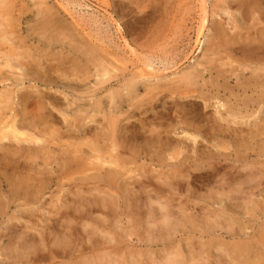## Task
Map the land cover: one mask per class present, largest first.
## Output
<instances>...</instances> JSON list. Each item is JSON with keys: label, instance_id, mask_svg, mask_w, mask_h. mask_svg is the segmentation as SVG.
<instances>
[{"label": "rangeland", "instance_id": "obj_1", "mask_svg": "<svg viewBox=\"0 0 264 264\" xmlns=\"http://www.w3.org/2000/svg\"><path fill=\"white\" fill-rule=\"evenodd\" d=\"M260 4V9H264V1ZM204 11L210 21L204 27L203 44L197 46ZM214 20L231 33L242 27L241 32L252 36L261 26L259 21H264L258 10L249 8L242 13L237 0H0V22L4 23L0 30L6 28L13 43L0 41V56L14 48L20 53H27L28 62L33 67L31 71H26L18 65L16 56L10 58L14 67H6L0 58V97L7 100L3 112L0 105V125L4 121L12 122L17 113L16 120L19 123L24 121L20 118L21 111H25L26 121H30L38 114L40 104L44 112L58 116V121L48 123L62 132L56 144L51 145L54 151L50 155L54 154L57 160L50 159L52 163L47 168L52 167L53 170L61 167L63 150L69 148L72 151L86 138L91 140L90 144L97 145H80L89 155L85 161L88 162L85 163L87 168L83 166L77 170L74 167L73 173L60 178L58 184L45 186L42 203L25 205L17 200L5 209L8 212L0 215V264H79L84 256L96 252L100 257L105 254L103 259L110 260L112 264L114 260H120V264H191L195 253L201 262L196 261V264H217L220 256H227L229 249L226 245L234 244V241L249 242L257 237L264 225V213L255 211L252 214V209L255 202H264V107H257V110L260 109L249 117H244L243 111L236 119L238 124L231 122L234 116L230 118L224 107L231 105L238 112L241 102L239 104L237 100L243 97L236 77L227 82L218 78L217 72H205V81L220 85V92L216 89L211 93L206 89L198 91L211 97V107L209 111L206 109V113L203 111L206 102L203 98H198V106L193 103L186 106L187 112L170 106L171 101L163 103L164 100H159L157 107L144 105L135 111L132 108L129 110L126 102L119 106L121 98H148L145 85H159L160 90L175 88L179 84L178 78L192 71L197 62L210 55L207 39L211 40L213 36L211 24ZM235 57V66L243 64L241 60L238 63V55ZM58 63H63L59 72L61 78L54 70ZM48 65H54L52 74H46ZM106 71L108 74H105ZM141 72H145L144 78H141ZM235 72L239 73L238 70ZM249 77L247 72L240 82ZM135 78L140 82L136 91L130 93L127 85ZM203 82L200 81L199 86ZM230 91L238 97H231ZM176 92H160L157 99L163 93L171 99L176 97ZM254 92L249 91V94L256 96ZM24 93L30 94L26 102L22 100ZM147 109L150 110L146 112ZM82 115L86 116L84 121L92 123L93 132L99 135L96 139L100 138V141L94 140V133L86 137L66 133L68 125ZM185 116L194 121L200 130L185 124ZM225 116L227 119L222 120ZM110 117L119 118L124 126L129 127L130 132L125 131L128 136L134 135L123 142L125 133L120 131L118 134L122 138L118 140V150L104 134ZM212 118H221V128L226 134H217L212 129ZM233 125L235 129L242 127V132L232 130L230 126ZM23 130L34 132L28 127ZM239 133L248 138L241 139L236 136ZM152 134H155L154 137ZM2 148L14 152L13 145ZM2 148L0 152L5 153ZM110 154L121 163V172L125 170L119 183L130 188L134 184L138 191L143 192L147 206L139 207L129 202L126 205L125 198L121 196L127 193L125 189L118 193L110 191L103 182L90 178L98 173L95 169L99 162L97 157L108 161L111 160ZM54 159L60 165L57 166ZM104 165L107 169L114 166ZM85 176L89 179L84 181ZM68 190L91 198L108 194L116 204L114 213L104 214L97 205L91 217L78 220V226L86 237L83 243L79 238L76 240L80 246L84 244L87 247L83 254L77 252L75 255L78 257L33 261L31 259L37 250L30 251L27 247L19 248L20 251L8 249V238L2 234L6 232L10 217H21L18 221L21 230L26 224L27 230L30 229L40 239L41 234L51 231L49 225L52 221L47 218L55 213V203L64 202L62 199ZM232 191L235 197L229 198L227 193L230 195ZM73 193L70 191L67 197L75 198ZM7 195L6 188L0 189V210L2 202L5 204L8 200ZM158 201L168 204L172 212L168 220L164 221L166 210ZM259 207L264 209V203ZM31 212L35 215L29 220ZM103 217L107 219L102 226L99 224ZM232 223L236 227L241 224L245 234L225 235V229ZM81 225H84L83 228ZM89 225L104 230L94 235L100 241L105 240L100 247L102 251L98 249L100 252L90 251L91 241L83 231L92 229ZM214 227L217 229H212ZM51 235L44 238L47 244L53 241ZM46 250L42 252L47 254ZM171 252L180 254L178 261L173 256L171 261L167 258Z\"/></svg>", "mask_w": 264, "mask_h": 264}, {"label": "bare ground", "instance_id": "obj_2", "mask_svg": "<svg viewBox=\"0 0 264 264\" xmlns=\"http://www.w3.org/2000/svg\"><path fill=\"white\" fill-rule=\"evenodd\" d=\"M261 1H264V0H237V3L242 13L246 12L249 8L252 9L253 11L258 10L260 14V18L264 19V9H260ZM202 2H204V0H202ZM202 15L203 17L201 18V28H200V31L198 32L197 43H196L197 46H199L202 43L201 39H202V36H204V27L206 26V23L210 21L206 12ZM259 24H261V26H258L256 28V34L252 36L248 32L247 33L241 32L240 30L243 29L242 27H239L238 29L233 30L234 32L231 33L232 31L229 32V29L225 28L224 26H222L221 23H218L214 20L211 24L213 28V31H212L213 36L211 40L207 39V42L210 44L208 46L210 55L206 56L202 61L197 62L196 65L193 67L192 71H190L183 77L178 78L177 82L179 84H177V86L175 85L176 86L175 88L167 87L165 89L160 90L159 85L154 86V87H148L147 85H145V91H146V95H148V98L141 99V100L138 99L139 101L135 100V98L128 97V99H124V100L121 98V102L119 106L122 105V103L126 102L127 105L129 106V110L130 108H132L133 111H135L137 108L140 110V108L144 105H150L152 108H154V106L159 100H162V101L164 100L163 103H169V101H171L172 104H170V106L174 105L175 107L177 108L179 107L181 110L184 111L185 107L189 106L191 103L198 106V104H200V102L198 101V98H203L204 101L206 100L205 106L203 107V111L206 113V111L207 110L209 111V108L211 107V103L209 102L211 97L208 96L207 94L202 93L201 91L200 92L198 91L199 90L203 91L204 89H206L207 91L211 93L216 89L217 92H220V89H219L220 85L215 84L213 81L204 80L206 76L205 72H208L210 74H212V72H217V77L222 78L223 80L227 82H229L234 77H236L237 83H238L237 87L239 90H242L243 97L237 100L239 104L241 102L240 107H238V112L231 105H226L227 107L226 106L224 107V110L226 108V110L229 112L230 118L232 117V115L234 116L233 121L231 122L233 123L237 122L236 124H238L239 122L236 119H238V114H242L243 111H245L244 117L245 116L249 117V116L254 115V113H256L260 108L263 109L264 107L263 106L264 105V21L260 20ZM2 25H4V23L0 22V26ZM0 41L3 43L4 42L12 43L10 34L6 32V28L4 27H3V30H0ZM2 54L4 55H1L0 58H2V62L4 66L6 67H10V68L14 67V65L11 62L12 59L10 58L13 56H16L15 60L17 61L18 65L26 69V71L27 70L31 71L33 69V67L30 66L32 63L28 62L29 55L25 52L20 53L13 48V50L10 49V51L8 52L6 51ZM236 55L239 56L237 60L238 63L241 60L243 64H246V65H243L241 63L238 67L235 66L234 63L236 62L235 61ZM252 64H254V66H252ZM147 66H149V64H147ZM52 68H54V65H48L46 69L47 70L46 74L51 73ZM62 69H63V63H58V66L54 68V70H56L58 74V77L60 78L61 76L59 75V72L62 71ZM153 70L155 69L153 68ZM236 70H238L239 73L235 72ZM247 72L250 74V77L245 79L243 83H241L240 79L246 76ZM105 74H108V72L106 71ZM140 76L141 78H144L145 72H141ZM52 78H50V80H52ZM202 80L204 81L202 83L203 85L199 86V82ZM139 82L140 81L136 78L131 80L130 83L127 85L128 91L130 93L133 91H136L137 85ZM167 90L173 93L177 91L176 97L172 96L171 99H169V95L163 93L157 99V96L159 95L160 92H165ZM232 91L229 92L231 93V97L232 95L235 96V94ZM249 91L251 92L255 91L256 96L250 95ZM194 93H198V95H195ZM235 97H238V95H236ZM29 98H30V94L28 93H24L22 95V100L25 102ZM115 102L117 103V97H115ZM6 104H7V100H5V98L0 97L1 109L4 106H6ZM151 107L150 109H152ZM257 107H260V108L257 110L256 109ZM150 109H147L146 112L149 111ZM3 110L4 109H2V112ZM43 110H44L43 105L40 104V109H39L38 114L34 115L30 121H26L27 115L25 111H21L20 118H23L24 121L19 123V121L16 120L15 116L18 115L17 113V115H14L12 117V122L4 121L0 125V141H1L0 148H2L5 145L14 146L13 153L9 151L10 147L9 149H6V148L1 149V151L5 153L0 152V189L6 188L8 191V195H7L8 200H6L5 204L4 202H2V206L4 210L3 208H1L0 215H3L5 212H8L5 209H7L10 206V203H15L17 200H21L22 203L25 205H28L33 202L42 203V200H41L42 190L44 189L45 186L51 183L58 184L60 182V178L68 177L70 176L69 174L73 173L74 167L77 170L80 167H83V166L86 167L85 163L87 164L88 162H85V161L86 159H88L89 155L88 153L86 154V151H85L86 149H83L82 146L80 145L86 144L88 147L89 145H91V147H97V145L90 144L91 140L86 138V141L81 143L79 146L77 147L75 146L74 149L71 148L72 151H70L69 148L67 150H63L64 160H62L63 163L60 168H56L54 170L52 167L50 169L47 168V165H49V163H52L50 162V159L55 158L57 160V157L54 154L50 155V153H53L54 151L51 145L56 144L55 142H57V140L62 136V132L59 128L54 127L53 124L52 125L48 124L49 121H51L52 123L55 121H58L59 120L58 116H56L52 112H44ZM185 112L187 111L185 110ZM185 117L186 118H184V121H183L185 122V124H188L190 126L193 125L196 129H199V127H196V125L194 124V121H189L187 116ZM242 117L243 116H241V118ZM85 118L86 116L84 115H82L80 118L76 117L75 121L68 125V129L66 133H68L71 136L85 135V137L88 134H91V133L93 134L94 132H93L92 123L88 121L87 122L84 121ZM212 119H214L212 123V126H213L212 129L217 131L216 132L217 134H223V133L226 134V132H224L221 128L223 126L222 121L220 120L221 118H212ZM226 119L227 117L222 118V120H226ZM107 121H108V124H107V128L104 134L108 138V140L111 139V142L114 144L112 146H114L115 150H118L117 143H118L119 138L120 137L122 138V136L121 135L119 136L118 134L120 131L125 133L123 134L125 135L124 136L125 138H123L122 140L123 142L125 139L130 140V137H133L134 135L129 134L128 136L127 133L130 132V129L127 125L124 126L122 124V121L119 120V118L110 117ZM70 125L72 127H70ZM25 127H28L30 129L32 128L34 132L32 133V132L23 130ZM230 128L238 132H242L243 130L242 127L237 128L238 130L235 129L234 125L230 126ZM126 130H127V133L125 132ZM227 130L230 131L229 127L227 128ZM93 135H94V140L96 139V136L97 137L99 136L97 132H96V135L95 133ZM137 135H139L138 132H137ZM152 135L154 137L155 134H152ZM191 136L193 135L191 134ZM236 136L240 137L241 139L248 138L247 135L244 136L241 133L236 134ZM250 137L252 136H249V138ZM13 138L14 140H12ZM195 138L193 137V139ZM96 140L100 141V138H97ZM13 141H15V144ZM122 141L120 142L122 143ZM71 146L73 147V145ZM108 152H109V149H108ZM109 153H108V156H109ZM100 158L101 156L97 157L99 162L96 163L97 166H95L96 167L95 169L98 170V173L95 176H92V177L90 176V178L96 181L103 182L105 185L104 184L102 185L106 186L107 189H109L110 191H114L118 193L119 190L122 191V188L125 189L127 193L121 196L125 198L126 205H128V202H129L132 204H136V206H139V207H142V205L147 206L145 204L147 202L144 201V198L142 195L143 192L141 190L138 191V189L136 188V186H134V184H133V187L130 188L128 186L126 187L124 185L122 186L119 183V180L122 177L124 178V171H125L124 170L123 172H121L123 168L120 165L121 163H119L116 160V158L114 159L113 155L109 157L111 160L108 159V161L106 159L101 160ZM55 159H54V162L57 164V166L60 165L58 162H56ZM105 163H108L110 166L112 165L114 166L112 169H107L104 165ZM42 165H44L45 168H41ZM119 167H121V169H118ZM251 177L252 179H254V176H251ZM88 179H89V176H85L83 178L84 181ZM70 191L73 193L72 190H68L67 193L69 194ZM233 191L230 195L228 194L230 191H228L227 195L229 198H232V196L235 197ZM88 192L90 193V190H88ZM68 194H65L63 196L62 200L64 202L60 204L58 202L55 203V206H56L55 213L51 214L52 217L48 216L47 218L48 220L52 221L50 222V225H49V228H51V231L48 232L49 235L52 234L51 236H53L51 237L53 238L52 239L53 241H51L50 244L49 242L47 244V242L44 241V238L49 236L48 234L43 233L40 236L41 238L38 239L35 234L30 232V229L27 230L28 226L26 224H24L25 229L21 230V226L18 223V221H21V217L12 216L10 217V220L7 221L8 224H6V232L2 234V236L8 238V243L10 244L8 249L11 248V249L19 250V248L27 247V249H30V251L37 250L38 252L35 254L34 258L31 259L33 261L43 260V259H48V258L53 261L57 257H66V256H69V258L70 257L72 258V256L75 255V253L77 252L79 255L80 253L83 254L84 249H86L87 247L84 246V244L80 246V244L77 241L79 238V241L81 242L86 237L81 231L80 227L78 226L79 225L78 220L82 221L84 218H89V216L91 217L93 215L92 210L97 205L100 206V209H101L100 211L103 212L104 214L114 213L115 212L114 205L116 204H114L115 203L114 199L110 198L108 194H105L104 196L95 195L93 198H91L88 196H80L81 194L78 196L77 194L73 193L75 194V198H71V199L67 197ZM149 202L152 203L150 199H149ZM158 203L161 205L162 209L164 208L166 210L165 215L163 214V216L165 217L164 221L168 220V217L170 216V214H172L168 204L165 205L161 203L160 201H158ZM263 203L261 201H259V203L255 202V204L253 205L252 214H255V211L264 213V209H261L262 207H259ZM34 215H35L34 212L29 213V216H28L29 220H31L34 217ZM184 215H188V214H184ZM192 215L193 214H191V216ZM103 218L104 219L100 222L99 225H102V226L105 225L103 221L105 222L107 218L106 217H103ZM232 221L236 222L234 220ZM233 224L235 223H232V225H230L227 229H225V232L227 233L225 235H229L233 237V236H241L242 234H245L241 224H239L238 227H236ZM82 226L84 225H81V227ZM212 229L216 230L217 228L214 227ZM83 231H86L85 234L89 237L91 241L90 246H89L90 251L95 252L96 250L100 249L103 243H105V240L100 241L99 238H96L94 236L96 234H101L104 230L101 231L99 229L97 230V228L95 229L92 227V229L87 228L86 230H83ZM104 234H107V233H104ZM226 248L229 249V251H226L227 256H220V258H218L217 260L218 262L217 264H264V225L261 226L260 231L258 232V235L256 238L253 237L249 242H246V241L235 242L234 241V244L226 245ZM43 250H46L48 253L46 254L42 252ZM100 250L98 251L100 252ZM96 253H93L92 255L87 256V257L84 256L83 261L80 263L78 262V263L79 264H112L110 260L106 261L105 259H103L106 256L105 254H101L102 257H100V256H97ZM79 255H75V256L78 257ZM168 255L169 256L167 258H170V261L172 260V256H173V259L176 261H178L177 259L178 256L181 257L180 254L176 252L175 253L171 252ZM192 256L193 258L190 256L191 259L193 260L191 264H196V261L200 262L198 260V257L196 256V253ZM114 261H115L113 262L114 264H120V260H114ZM162 262H164L163 259H162Z\"/></svg>", "mask_w": 264, "mask_h": 264}]
</instances>
